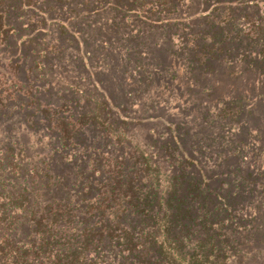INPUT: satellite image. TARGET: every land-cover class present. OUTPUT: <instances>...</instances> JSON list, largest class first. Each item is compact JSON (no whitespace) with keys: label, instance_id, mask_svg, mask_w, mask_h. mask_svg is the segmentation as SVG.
<instances>
[{"label":"trees","instance_id":"1","mask_svg":"<svg viewBox=\"0 0 264 264\" xmlns=\"http://www.w3.org/2000/svg\"><path fill=\"white\" fill-rule=\"evenodd\" d=\"M102 1L115 6L114 11L127 10L135 13L136 19L161 28L174 25L171 15L177 11L178 0H162L165 8L158 7L155 0ZM36 2L0 0V28L11 11L18 14L26 5L32 4L29 7L44 13L49 8L60 10L63 5L58 4L60 0H43L40 6L34 5ZM209 2L202 10L208 27L189 32L184 40L192 53L186 61L189 69L211 73L215 61H232L242 43L256 49V56L263 62L264 0ZM248 5L254 6V15L241 9ZM65 8L64 13H72L71 17L57 16L58 23L62 22L58 26L64 31L75 28L71 22L74 13L87 7ZM1 34L5 36L0 29ZM134 67L145 68L139 59ZM28 79L12 71L0 74L1 115L15 112L32 116ZM94 84L102 88L101 81ZM76 89L68 91L73 95ZM97 98L94 106L83 112L72 106L62 110L64 106L58 103H43L46 107L41 110L35 101L32 107L39 115L38 122L56 135V147L52 149L56 158L73 168L70 181L62 171L52 170V158L23 162L12 144L0 143V264H246L247 244L257 241L264 245V212L252 215L251 222L244 225L229 199L231 194L236 195L235 190L229 193L221 187L229 184L223 180L217 187L211 186L215 174L207 175L197 165V159L177 135L167 138L178 150L176 156L168 154L165 158L172 168V174L166 176L169 191L165 197H158L163 176L158 160L139 147L123 144L127 134L123 124L128 121L122 115L112 120L103 115L104 106L109 108L107 115L117 107L112 93L101 92ZM233 101L215 110L216 120L239 119L243 108ZM86 132L95 135L84 140ZM102 138H107L108 144H103ZM110 144L114 149L102 157L103 145L107 149ZM148 146L153 148L154 144L149 142ZM235 174L240 182L250 184L253 180L249 174L240 175L239 169ZM160 200L164 201L163 212L157 207Z\"/></svg>","mask_w":264,"mask_h":264},{"label":"rangeland","instance_id":"2","mask_svg":"<svg viewBox=\"0 0 264 264\" xmlns=\"http://www.w3.org/2000/svg\"><path fill=\"white\" fill-rule=\"evenodd\" d=\"M33 1L40 6L43 0ZM209 1L213 0H178L177 11L171 15L174 25L161 28L136 19V14L127 10L114 11L115 6L102 0H60L61 9L49 8L47 13L29 7L32 4L18 14L11 11L0 28L5 34L0 35V74L12 71L29 77L32 116L0 114V143L12 144L23 162L52 158V170L62 171L70 181L73 168L64 166L52 152L56 135L38 122L33 104L36 101L43 110V103H58L64 106L62 110L72 106L83 112L94 106L98 93L110 92L117 107L107 115L109 108L104 106L103 115L111 120L122 115L128 121L123 124L127 132L123 144L139 147L158 160L163 172L158 197H165L169 191L166 176L172 174V168L165 158L168 154L176 156L178 150L167 138L177 135L197 165L207 175L215 174L211 186L217 187L223 180L229 184L221 187L229 193L235 190L236 195L229 199L244 225L250 223L252 215L264 212V61L256 56V49L242 43L232 61H215L211 73L189 69L186 61L192 53L184 40L189 32L208 27L202 10ZM155 4L164 6L162 0H155ZM83 5L87 9L74 13L71 20L75 28L60 30L58 24L62 22L58 23L57 16L64 19L72 15L64 13L65 7L79 9ZM241 9L251 15L256 12L251 5ZM138 59L145 68L134 67ZM100 81L102 88L94 84ZM70 87L77 88L73 95L68 89L74 88ZM72 97L74 101H65ZM233 100L243 108L239 119L216 120L215 110ZM93 134L86 132L83 139L90 140ZM107 140L102 138L103 144H108ZM104 147L102 157L114 149L111 144ZM72 154L66 157L70 159ZM236 169L240 175L249 174L251 183L240 182ZM163 202L157 205L161 212ZM257 243L247 244L246 264H264V251L258 252L264 245Z\"/></svg>","mask_w":264,"mask_h":264}]
</instances>
